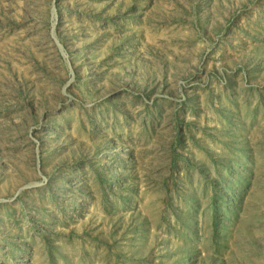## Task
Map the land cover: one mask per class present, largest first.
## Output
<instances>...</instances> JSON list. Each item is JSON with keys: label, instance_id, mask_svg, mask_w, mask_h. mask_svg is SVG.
Masks as SVG:
<instances>
[{"label": "rangeland", "instance_id": "obj_1", "mask_svg": "<svg viewBox=\"0 0 264 264\" xmlns=\"http://www.w3.org/2000/svg\"><path fill=\"white\" fill-rule=\"evenodd\" d=\"M0 264H264V0H0Z\"/></svg>", "mask_w": 264, "mask_h": 264}]
</instances>
